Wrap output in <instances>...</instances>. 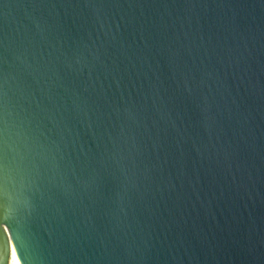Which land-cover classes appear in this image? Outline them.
Listing matches in <instances>:
<instances>
[{
    "label": "water",
    "instance_id": "1",
    "mask_svg": "<svg viewBox=\"0 0 264 264\" xmlns=\"http://www.w3.org/2000/svg\"><path fill=\"white\" fill-rule=\"evenodd\" d=\"M264 264V0H0V264Z\"/></svg>",
    "mask_w": 264,
    "mask_h": 264
},
{
    "label": "bare ground",
    "instance_id": "2",
    "mask_svg": "<svg viewBox=\"0 0 264 264\" xmlns=\"http://www.w3.org/2000/svg\"><path fill=\"white\" fill-rule=\"evenodd\" d=\"M15 257H16V254L13 252L12 253L11 263L10 264H15Z\"/></svg>",
    "mask_w": 264,
    "mask_h": 264
}]
</instances>
